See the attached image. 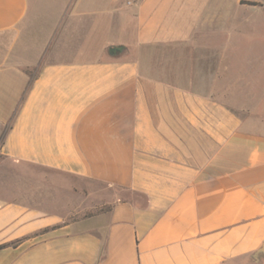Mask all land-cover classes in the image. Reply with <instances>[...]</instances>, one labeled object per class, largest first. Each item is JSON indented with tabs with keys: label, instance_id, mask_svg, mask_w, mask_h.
I'll return each instance as SVG.
<instances>
[{
	"label": "crops",
	"instance_id": "obj_1",
	"mask_svg": "<svg viewBox=\"0 0 264 264\" xmlns=\"http://www.w3.org/2000/svg\"><path fill=\"white\" fill-rule=\"evenodd\" d=\"M212 7L0 0V264H264V82Z\"/></svg>",
	"mask_w": 264,
	"mask_h": 264
},
{
	"label": "rangeland",
	"instance_id": "obj_2",
	"mask_svg": "<svg viewBox=\"0 0 264 264\" xmlns=\"http://www.w3.org/2000/svg\"><path fill=\"white\" fill-rule=\"evenodd\" d=\"M207 14L213 22L219 21L218 25L208 27L206 33L211 37L220 36L222 49L226 44L224 66L228 72L243 73L249 79L259 77L264 82V72L259 68L264 62V0H213ZM233 80L229 77L228 87L233 85ZM246 81L244 89L234 91L228 100L233 108L244 107L251 114L254 97L252 84ZM259 109L264 111V107Z\"/></svg>",
	"mask_w": 264,
	"mask_h": 264
},
{
	"label": "water",
	"instance_id": "obj_3",
	"mask_svg": "<svg viewBox=\"0 0 264 264\" xmlns=\"http://www.w3.org/2000/svg\"><path fill=\"white\" fill-rule=\"evenodd\" d=\"M123 50H124L123 48L115 47V48H110L108 50V53H109V55L111 57H117V56H119L123 52ZM261 251L262 250H260L259 252H257L254 257H256L257 255H259L261 253Z\"/></svg>",
	"mask_w": 264,
	"mask_h": 264
},
{
	"label": "trees",
	"instance_id": "obj_4",
	"mask_svg": "<svg viewBox=\"0 0 264 264\" xmlns=\"http://www.w3.org/2000/svg\"><path fill=\"white\" fill-rule=\"evenodd\" d=\"M106 208L105 207H101V208H99L97 211H95L96 213H98V212H102V211H104Z\"/></svg>",
	"mask_w": 264,
	"mask_h": 264
}]
</instances>
